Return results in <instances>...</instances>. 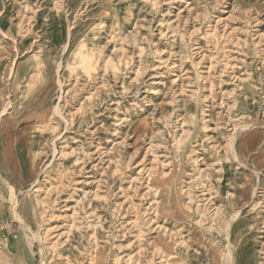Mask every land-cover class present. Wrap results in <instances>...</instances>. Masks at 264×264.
Segmentation results:
<instances>
[{"label": "rangeland", "instance_id": "rangeland-1", "mask_svg": "<svg viewBox=\"0 0 264 264\" xmlns=\"http://www.w3.org/2000/svg\"><path fill=\"white\" fill-rule=\"evenodd\" d=\"M0 264H264V0H0Z\"/></svg>", "mask_w": 264, "mask_h": 264}, {"label": "bare ground", "instance_id": "bare-ground-1", "mask_svg": "<svg viewBox=\"0 0 264 264\" xmlns=\"http://www.w3.org/2000/svg\"><path fill=\"white\" fill-rule=\"evenodd\" d=\"M13 195H14V194H12L11 196H13ZM15 202H16V201H15ZM17 203H18V201H17ZM17 206H18V204H17ZM15 207H16V203H14V209L16 210L17 207H16V208H15ZM15 212H16V211H15ZM15 212H14V213H15ZM17 215H18V212H17ZM17 215H16V216H17ZM18 217H19V215H18ZM21 222H22V224H23V221H21Z\"/></svg>", "mask_w": 264, "mask_h": 264}]
</instances>
